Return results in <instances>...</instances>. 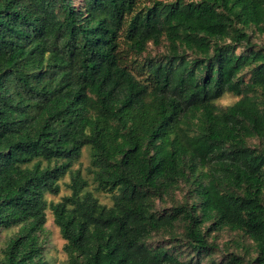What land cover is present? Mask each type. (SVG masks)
Returning <instances> with one entry per match:
<instances>
[{
    "label": "trees",
    "instance_id": "trees-1",
    "mask_svg": "<svg viewBox=\"0 0 264 264\" xmlns=\"http://www.w3.org/2000/svg\"><path fill=\"white\" fill-rule=\"evenodd\" d=\"M147 1L0 0V264H264V0Z\"/></svg>",
    "mask_w": 264,
    "mask_h": 264
},
{
    "label": "rangeland",
    "instance_id": "rangeland-1",
    "mask_svg": "<svg viewBox=\"0 0 264 264\" xmlns=\"http://www.w3.org/2000/svg\"><path fill=\"white\" fill-rule=\"evenodd\" d=\"M147 1V0H146ZM152 0H148L149 3ZM171 1V0H165ZM151 50H155L154 47H151ZM238 99V97L232 93H227L223 97L217 100V103L221 106H227L232 104ZM90 163V150L89 148H85L80 160L74 165L75 168L81 167L85 172L86 167ZM70 181V177L66 176L61 181V191L58 195L48 194L47 198L49 201H59L64 195L69 194L71 191L67 187V182ZM91 189L94 188V184H91ZM96 195L100 198L103 203L112 204L110 193L106 192H95ZM16 228L8 231H3L0 235V247L5 244L6 239L10 236ZM46 257L53 264H66L67 255L64 251L65 240L60 233L59 227L54 222V215L51 209L47 210V223H46ZM230 237L229 233H225L222 237V240H227Z\"/></svg>",
    "mask_w": 264,
    "mask_h": 264
}]
</instances>
